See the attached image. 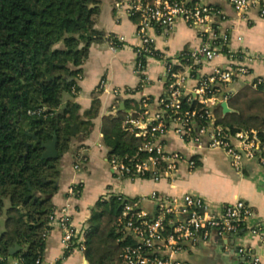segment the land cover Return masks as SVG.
Wrapping results in <instances>:
<instances>
[{
    "label": "built area",
    "instance_id": "1",
    "mask_svg": "<svg viewBox=\"0 0 264 264\" xmlns=\"http://www.w3.org/2000/svg\"><path fill=\"white\" fill-rule=\"evenodd\" d=\"M222 1L244 19L252 10L264 19V0ZM215 2L118 0L115 3L119 13L135 20L138 40L132 67L138 84L134 88L112 87L110 93L116 102L152 85L154 80L148 73L152 62L164 64L165 76L164 94L158 98L143 96L123 119V129L142 143L133 155L110 156L111 170L118 181H164L175 185L181 178L182 166L186 164L189 170L197 168L196 154L207 149L223 150L236 169L253 160L264 165V130H232L221 124L216 116V108L225 99L223 93L230 82L243 78L252 87L264 89V77L253 76L255 55L245 47H230L231 37L223 27L227 16ZM179 23L194 29L201 43L170 55L158 47V36L161 31H170ZM237 39L243 41L242 36ZM123 40L124 37H113L111 44L116 48ZM221 56L227 58L224 66L203 72ZM107 87V80L102 78L99 89L108 91ZM44 111L45 108H39L30 113L40 115ZM170 136L180 140L187 151L168 148ZM79 191V186L70 189L71 194ZM116 195L122 202L116 228L118 242L123 243L124 264H189L179 257L181 252L214 238L237 233L254 215L244 200L224 204L217 210L203 196L191 192L176 195L153 190L138 197L121 192ZM53 224L64 231L65 254L76 248L84 251V241L79 242L84 231L73 227L69 204L61 210L54 209L49 217L50 228ZM50 228L44 233L45 238ZM250 232L261 235L264 242L262 227H253ZM238 252L248 258L250 264H259L260 258L249 249L240 247ZM36 264H45L44 258H38ZM48 264H61V261Z\"/></svg>",
    "mask_w": 264,
    "mask_h": 264
},
{
    "label": "trees",
    "instance_id": "2",
    "mask_svg": "<svg viewBox=\"0 0 264 264\" xmlns=\"http://www.w3.org/2000/svg\"><path fill=\"white\" fill-rule=\"evenodd\" d=\"M101 2L0 0V264H36L44 256L61 157L70 148L73 126L86 134L99 112L96 96L83 119L73 97L91 45L104 38L96 28ZM228 102L236 112L223 117L217 108L220 123L264 130L263 88L246 86ZM39 108L45 111L30 113ZM124 117L123 110L103 117L110 156L133 155L142 143L123 129ZM54 139L59 156L45 157ZM121 209L117 195L96 203L85 231L88 264H124L116 228ZM15 244L26 249L10 255Z\"/></svg>",
    "mask_w": 264,
    "mask_h": 264
},
{
    "label": "crops",
    "instance_id": "3",
    "mask_svg": "<svg viewBox=\"0 0 264 264\" xmlns=\"http://www.w3.org/2000/svg\"><path fill=\"white\" fill-rule=\"evenodd\" d=\"M117 1L102 0L100 12L96 17V28L104 32V38L91 45L89 57L82 66L83 75L78 83L79 90L73 99L79 103L83 119L87 120L85 113L91 108L94 98L98 96L99 112L92 119V126L86 134L77 131L73 135L70 148L61 157L58 190L52 195L54 208L61 210L69 204L73 227L84 231V235L79 238L80 242L85 241V231L96 203L119 192L130 197L145 195L153 190L176 195L191 192L203 196L217 210L224 204L244 200L254 212L245 227L235 234L214 238L181 252L179 257L189 264H250L249 259L238 252L240 247H244L260 258L259 264H264V242L261 235L250 232L253 227H262L264 234V165L258 160L245 162L240 169H236L223 150H200L196 154L198 167L189 170L184 164L181 178L175 185L164 181L120 182L113 175L109 160L110 149L104 143L101 129L103 117L110 114L117 115L120 110L126 115L132 108L131 102L138 104L145 95L158 98L165 92L164 64L155 61L148 68V73L154 80L151 86L137 91L132 97L121 98L119 103L110 93L112 87L134 88L138 84V78L132 70L135 46L138 43L135 37V20L116 10ZM215 4L227 16L223 27L231 37L230 47L232 49L245 47L255 55L256 59L252 64L253 76L264 77V19L259 17L256 10L249 12L246 20L227 2L216 0ZM238 36H242L243 41H239ZM113 37H124V40L115 48L111 44ZM200 43L201 40L194 29L179 23L170 31H161L157 45L162 51L173 55ZM225 63H227L226 56H221L205 67L203 72L208 73L215 66H224ZM102 78L108 82V91L99 89ZM246 86L252 87L247 83V79L237 78L230 82L224 90L225 99L222 102H228L230 96L237 94ZM67 98L69 96H66ZM222 102L217 108H222L224 117L229 113L224 114ZM216 116L219 119L217 113ZM167 145L173 150L187 151V147L175 136L168 138ZM81 160L84 165L80 163ZM73 186H79V193H70ZM63 235L64 231L59 225L51 226L46 237L43 256L45 264L55 261H61V264H85L86 257L83 250L76 248L71 253L65 254Z\"/></svg>",
    "mask_w": 264,
    "mask_h": 264
},
{
    "label": "water",
    "instance_id": "4",
    "mask_svg": "<svg viewBox=\"0 0 264 264\" xmlns=\"http://www.w3.org/2000/svg\"><path fill=\"white\" fill-rule=\"evenodd\" d=\"M222 107H223L224 114L231 113V112L235 111L234 109H232L229 106L227 101L222 102ZM76 132H77V125H74L73 129H72V135H75ZM44 156L48 157V158H57L59 156V152L56 148V139L47 143V150H46ZM35 194L41 196V194H39V193H35ZM23 249H26V248L21 247L19 244H15V246L10 248L9 254L15 255V254L19 253L20 251H22ZM85 264H88V263L86 262Z\"/></svg>",
    "mask_w": 264,
    "mask_h": 264
},
{
    "label": "rangeland",
    "instance_id": "5",
    "mask_svg": "<svg viewBox=\"0 0 264 264\" xmlns=\"http://www.w3.org/2000/svg\"><path fill=\"white\" fill-rule=\"evenodd\" d=\"M113 6H114V3H113ZM130 105H131L132 108H135V107L137 106V104L134 103V102H131ZM80 163H81L82 165H84V162H83L82 160L80 161Z\"/></svg>",
    "mask_w": 264,
    "mask_h": 264
}]
</instances>
